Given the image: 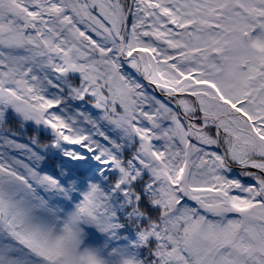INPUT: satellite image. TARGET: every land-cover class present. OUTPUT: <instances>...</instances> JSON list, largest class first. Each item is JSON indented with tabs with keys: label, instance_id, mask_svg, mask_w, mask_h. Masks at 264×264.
Returning a JSON list of instances; mask_svg holds the SVG:
<instances>
[{
	"label": "snow or ice",
	"instance_id": "obj_1",
	"mask_svg": "<svg viewBox=\"0 0 264 264\" xmlns=\"http://www.w3.org/2000/svg\"><path fill=\"white\" fill-rule=\"evenodd\" d=\"M0 264H264V0H0Z\"/></svg>",
	"mask_w": 264,
	"mask_h": 264
}]
</instances>
